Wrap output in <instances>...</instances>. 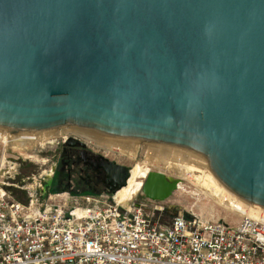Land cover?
Returning a JSON list of instances; mask_svg holds the SVG:
<instances>
[{
    "label": "water",
    "instance_id": "water-1",
    "mask_svg": "<svg viewBox=\"0 0 264 264\" xmlns=\"http://www.w3.org/2000/svg\"><path fill=\"white\" fill-rule=\"evenodd\" d=\"M67 124L198 151L264 210V0H0V127ZM178 187L151 171L142 193Z\"/></svg>",
    "mask_w": 264,
    "mask_h": 264
},
{
    "label": "built area",
    "instance_id": "built-area-1",
    "mask_svg": "<svg viewBox=\"0 0 264 264\" xmlns=\"http://www.w3.org/2000/svg\"><path fill=\"white\" fill-rule=\"evenodd\" d=\"M8 135L0 127V148ZM3 178L0 264H264L263 213L238 223L183 214L166 220L162 201L125 205L114 194L30 192L22 203Z\"/></svg>",
    "mask_w": 264,
    "mask_h": 264
},
{
    "label": "rangeland",
    "instance_id": "rangeland-1",
    "mask_svg": "<svg viewBox=\"0 0 264 264\" xmlns=\"http://www.w3.org/2000/svg\"><path fill=\"white\" fill-rule=\"evenodd\" d=\"M77 128L81 129L82 127L74 124H67L61 127L54 128L53 130L50 129L49 131L45 130L21 132L22 136L18 135L19 139L17 138L13 142L10 141L6 146H1L0 177H4L2 181L7 184L8 189L13 193L18 201L27 203L29 201L30 192L35 193L40 198L48 194L44 193L45 184L49 178L48 176L51 174L53 166L56 163V159L59 156V150L62 141L64 140V138L72 134L79 136L81 139L85 140L87 143H89L90 146H92L98 152H101L109 160L115 161L121 165H125L128 168H133V170L134 168H137V179L133 183V188L124 194L131 195L135 193L136 190L142 188L143 183L148 176V173H150L151 171L161 172L167 177L173 180H177L179 183V187L167 200L162 201V203H158L159 205H163L164 207H166V213H163L166 220H169L175 215L183 214L186 216H196L206 221H226L231 223H238L243 217V214L236 211L232 206L229 205L228 202L226 203L225 201H218V199L213 198L208 193H206V191L199 185L194 174L187 169V167L190 165H196L198 167L204 165V169L210 172L211 175L214 176V179L216 178L215 180H218L217 183L219 185L221 184V187L226 192L233 194L216 176L214 171L210 168L209 161L207 160L206 156L202 153L183 146L166 144L141 138H107L119 139L126 142L136 140L139 141V144L143 143L145 146H150L152 144L154 146L158 145L155 148L159 147L158 149H156L157 153H149V151L143 145H139L135 152V156L130 157L127 153H124L125 151L121 150L120 146L110 147L106 144H101L99 143V141L94 139L92 140L91 138L83 135L86 131L79 130ZM70 129H76V131L78 130L79 133L67 131ZM51 131H53L52 133H54V135L50 136L48 140L33 142V136L34 138H36L37 135L40 137L41 133H49ZM95 134L96 133H94V135ZM14 137H16V135ZM150 148L152 147L150 146ZM164 148L166 150H162ZM158 151H166V155H164L165 152L159 154ZM159 156H163L162 158L164 159ZM165 156L168 159L165 158ZM115 192H104L99 195L114 194L115 196ZM99 195H96V197ZM233 195L236 196L235 194ZM54 199H56V202L64 203L63 200L61 201V197L56 196V198ZM145 199L146 197L142 193L141 189L137 194L133 195L129 201L142 203L145 202ZM79 202H82L81 204L86 203L84 200H79ZM71 204L74 203L72 201H69V205ZM250 206L251 205L248 204V207ZM252 208H255V210H253L254 213H256L255 215L259 216L260 213L264 214L263 210L259 211L258 208V212H256V207L253 206ZM249 216L256 217L254 215Z\"/></svg>",
    "mask_w": 264,
    "mask_h": 264
},
{
    "label": "flooded vegetation",
    "instance_id": "flooded-vegetation-1",
    "mask_svg": "<svg viewBox=\"0 0 264 264\" xmlns=\"http://www.w3.org/2000/svg\"><path fill=\"white\" fill-rule=\"evenodd\" d=\"M110 161L85 140L70 134L62 141L44 191L68 193L74 197L110 192L116 184L108 177Z\"/></svg>",
    "mask_w": 264,
    "mask_h": 264
},
{
    "label": "bare ground",
    "instance_id": "bare-ground-1",
    "mask_svg": "<svg viewBox=\"0 0 264 264\" xmlns=\"http://www.w3.org/2000/svg\"><path fill=\"white\" fill-rule=\"evenodd\" d=\"M75 127V126H74ZM76 128V127H75ZM5 129V128H3ZM79 130H83V131H86L83 135L91 138L92 140H97L99 141V143H103V144H106L110 147H113V146H120L121 147V150L125 151L124 153H127L130 157H134L135 156V152L138 148L139 145H143L148 151L149 153H157L156 149L158 148H155L157 147L158 145L154 146V145H150L152 148H150V146H145L143 143L142 144H139L138 142L139 141H136V140H132V141H122V140H119V139H124V138H121V137H126V136H117V135H111V134H105L103 132H100V131H96V130H92V129H89V128H84L82 127L81 129L80 128H77ZM87 129V130H85ZM7 130V129H5ZM53 130V129H51ZM91 130V131H90ZM9 131V130H8ZM49 131V130H47ZM67 131H72V132H78V130L76 131V129H70V130H67ZM27 132V131H26ZM31 132V131H29ZM53 131L47 133H41L40 137L37 135L36 138H34V136L32 137L33 139V142L34 141H40V140H48L50 138V136H53L54 133H52ZM91 132V134H90ZM79 133V132H78ZM94 133H96L94 135ZM13 134V135H12ZM36 134V133H35ZM16 135V137H14ZM18 135L19 136H22V133H13L11 132L10 135H8L5 139H4V142L6 144H8L10 141H14L18 138ZM99 135V136H97ZM31 136V135H30ZM29 136V137H30ZM102 136H107V137H102ZM55 137V136H54ZM108 137H113V138H119V139H107ZM126 138H129V137H126ZM19 139V138H18ZM17 142V141H16ZM23 142V141H22ZM32 142V143H33ZM18 143V142H17ZM19 144V143H18ZM22 144V143H21ZM149 147V148H148ZM163 148V147H162ZM161 150V148H160ZM162 150H166L165 148L162 149ZM122 151V152H123ZM162 152H165L164 155H166V151H162ZM162 152H159L158 153H162ZM170 152V151H168ZM148 153V154H149ZM174 153V152H173ZM180 154V153H179ZM151 155V154H150ZM168 155V153H167ZM172 155V154H171ZM158 156V155H157ZM174 156V155H173ZM161 157V156H159ZM163 157V156H162ZM161 157V158H162ZM165 158H167L165 156ZM174 158V157H172ZM178 158V157H177ZM164 159V158H162ZM168 159V158H167ZM198 159V158H197ZM179 160V159H178ZM183 162V161H182ZM178 164V163H177ZM201 164V163H200ZM199 164V165H200ZM204 164V163H203ZM204 166V165H203ZM201 165V167H198L196 165H190L187 167V169L192 172L194 174V176L196 177L199 185L202 187V189H204L206 191V193H208L210 196H212L213 198H216L218 199V201L220 200L221 202L225 201L226 203L228 202L230 206H232L236 211L240 212L241 214L243 215H254L257 217V215H255L256 213H254L253 210H255V208H252L253 206H250L248 207V203H246L245 201H243L242 199L234 196L233 194L229 193V192H226L222 187H221V184L219 185L217 183L218 180H215L214 179V176L211 175L210 172H208L206 169H204ZM178 169V168H177ZM180 172V171H179ZM197 173V174H195ZM127 174V179H126V183L125 185H123L121 188H119L116 192H115V198L120 202V203H123V204H128L129 203V200L131 199V197L135 194H137L142 188H140L139 190H136L135 193L131 194V195H127V194H124L126 193L127 191H130L132 188H133V183L134 181L137 179V168H129L126 172ZM143 187V186H142ZM120 191V192H119ZM118 192V193H117ZM123 192V193H122ZM134 198V197H133ZM225 204V203H224ZM227 205V204H226ZM228 206V205H227ZM258 208H256V212ZM259 211L261 209H258ZM264 211V210H263ZM259 214V213H257ZM252 217V216H251Z\"/></svg>",
    "mask_w": 264,
    "mask_h": 264
},
{
    "label": "trees",
    "instance_id": "trees-1",
    "mask_svg": "<svg viewBox=\"0 0 264 264\" xmlns=\"http://www.w3.org/2000/svg\"><path fill=\"white\" fill-rule=\"evenodd\" d=\"M53 191V190H52Z\"/></svg>",
    "mask_w": 264,
    "mask_h": 264
}]
</instances>
